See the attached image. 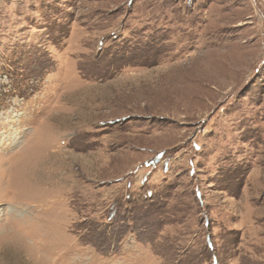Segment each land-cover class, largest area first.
<instances>
[{
  "label": "rangeland",
  "instance_id": "1",
  "mask_svg": "<svg viewBox=\"0 0 264 264\" xmlns=\"http://www.w3.org/2000/svg\"><path fill=\"white\" fill-rule=\"evenodd\" d=\"M0 264H264V0H0Z\"/></svg>",
  "mask_w": 264,
  "mask_h": 264
}]
</instances>
